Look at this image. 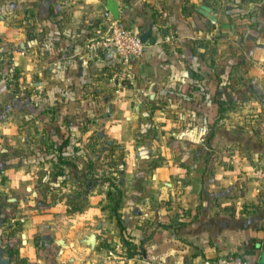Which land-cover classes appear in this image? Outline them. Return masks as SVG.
Masks as SVG:
<instances>
[{
	"label": "crops",
	"instance_id": "0c3cea01",
	"mask_svg": "<svg viewBox=\"0 0 264 264\" xmlns=\"http://www.w3.org/2000/svg\"><path fill=\"white\" fill-rule=\"evenodd\" d=\"M116 1L117 20L154 39L132 61L130 88L117 87L114 53L89 46L115 19L106 0H0L1 257L71 264L59 218L73 212L68 174L79 175L82 197L122 190L113 171L101 181L94 159L107 150L114 162L150 112L163 129L159 190L176 191L190 216L156 229L142 263L134 254L116 264L228 253L264 264V0Z\"/></svg>",
	"mask_w": 264,
	"mask_h": 264
},
{
	"label": "rangeland",
	"instance_id": "374dc122",
	"mask_svg": "<svg viewBox=\"0 0 264 264\" xmlns=\"http://www.w3.org/2000/svg\"><path fill=\"white\" fill-rule=\"evenodd\" d=\"M149 113L138 115L140 123L136 130L137 137L127 143L129 147L125 146L126 151H115L114 162L110 161L109 156H104L107 150L102 154V157L94 159V165L100 167L98 169L104 172L101 174L102 182H107V177H104L105 173L115 172L113 174L115 182L122 185L121 204L118 210L121 215L125 212L128 213L125 220L130 221V217L136 219L134 223L137 224V227L123 233L118 230L114 222L112 207L117 197L116 190L111 188L112 194L107 192L93 196L88 195V191H86L82 197L77 195L83 193L80 190L79 175L68 174V185L66 186L68 189L70 185L74 186L73 190L70 188L68 191L73 195V203L69 209L73 212H70L66 218L64 215H60L59 218L61 227L65 226L64 231L68 235L70 248H68L67 260L71 264L128 262L131 257L129 253L136 249H141V251L135 256V259L138 261L137 263H142L144 254L142 247L146 246L152 233L162 227L159 223L178 226L182 221L178 219L182 217L180 214L185 215L190 211L188 208L177 207L175 204L176 191H169L167 196L166 191L159 190V185L162 182L160 172L157 170L156 173L153 168L166 160L160 148V133L163 129H161L159 121H155ZM175 114L176 112H174ZM136 150H138L137 153ZM92 177L93 181L98 178ZM179 177L181 178L174 174L170 176V180L177 183ZM162 200L166 201L164 205ZM168 204L173 206H168ZM166 209L169 212H166ZM153 214H155L154 217ZM185 216L189 217L190 212L188 216ZM62 228L64 229V227ZM139 239H143V245H136ZM129 242H134L136 246L131 244L129 249Z\"/></svg>",
	"mask_w": 264,
	"mask_h": 264
},
{
	"label": "built area",
	"instance_id": "2783aa9c",
	"mask_svg": "<svg viewBox=\"0 0 264 264\" xmlns=\"http://www.w3.org/2000/svg\"><path fill=\"white\" fill-rule=\"evenodd\" d=\"M89 46L92 50H111L119 63V70L116 73L117 87H133L135 75L132 69V61L140 56L145 47L137 35V31L119 22L111 20L105 34L91 39ZM264 175V169L261 171ZM202 264H254L236 253L223 254L216 257H208Z\"/></svg>",
	"mask_w": 264,
	"mask_h": 264
},
{
	"label": "trees",
	"instance_id": "16d2710c",
	"mask_svg": "<svg viewBox=\"0 0 264 264\" xmlns=\"http://www.w3.org/2000/svg\"><path fill=\"white\" fill-rule=\"evenodd\" d=\"M166 29V28H165ZM166 31H168V29H166ZM9 65V68H10V64H8ZM2 68H6V70H7V68H8V66L6 65V64H4L3 66H2ZM8 68V71L7 72H9V74H10V78L12 79V78H14L15 77V74H16V72H15V70L14 69H9ZM4 82H5V79H4ZM62 145H65V142L63 141L62 143H61ZM60 157H59V161H61L62 163H64L65 161H66V159H63V157H62V155H59ZM59 176H63V170H57V172H56ZM107 179L108 180H110V182H112L111 181V179L109 178V177H107ZM115 188H116V192H117V197H116V199H115V201H114V203H113V210H114V217H115V220H116V225L119 227V229H120V232H124V230L126 229V228H131V229H134L135 227H137V224L136 223H134L133 221L132 222H130V221H127V220H125V216H123V215H121V213L119 212V206H120V202H121V192H122V190H121V188H119L118 186H115ZM179 219V218H178ZM179 220H181V219H179ZM136 221V220H135ZM183 220L181 221V222H179L180 224H183ZM179 224V225H180ZM159 225L160 226H162V227H165V228H167V227H170L171 226V224H166V223H159ZM171 227H176V226H171ZM131 244H134L135 245V243L133 242V243H131V242H129L128 243V248L130 249V245ZM136 245H143V239H139V241H138V244H136ZM135 245V246H136ZM139 247V246H138ZM141 251V249H136V250H133V251H131L130 253H129V256H133L134 254H138L139 252ZM142 251H143V253L145 252V247H142Z\"/></svg>",
	"mask_w": 264,
	"mask_h": 264
},
{
	"label": "water",
	"instance_id": "95a60500",
	"mask_svg": "<svg viewBox=\"0 0 264 264\" xmlns=\"http://www.w3.org/2000/svg\"><path fill=\"white\" fill-rule=\"evenodd\" d=\"M106 9L111 13L113 18L118 19L119 7H118V2L116 0H106ZM198 10L201 13L207 15L209 18L214 19L213 15L209 13L210 8L207 5L201 4ZM150 32L151 29L138 30L137 35L143 43L145 42L152 43L154 39L150 37ZM1 256L2 255H0V264H6L8 262V259Z\"/></svg>",
	"mask_w": 264,
	"mask_h": 264
}]
</instances>
